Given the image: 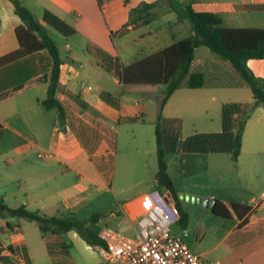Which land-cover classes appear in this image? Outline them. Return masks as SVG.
<instances>
[{
	"label": "crops",
	"instance_id": "crops-1",
	"mask_svg": "<svg viewBox=\"0 0 264 264\" xmlns=\"http://www.w3.org/2000/svg\"><path fill=\"white\" fill-rule=\"evenodd\" d=\"M20 1L58 45L55 96L64 119L43 104L53 65L45 49L0 66V198L47 215L99 214V230L107 226L133 236L142 196L170 191L157 187L154 177L164 85L124 84L116 60L126 66L159 51L189 36L191 25L169 0ZM171 1L217 12L225 26L264 27V0ZM20 24L11 1L0 0V56L18 48ZM246 64L264 80V58ZM191 71L203 73V86H180L160 118L180 213L172 234L206 263L264 264V103L255 104L232 64L206 46L195 48ZM246 115L235 159L234 138ZM120 143L128 146L121 149ZM212 200L230 216L214 214ZM231 203L250 211L239 218ZM7 217L0 218V264H77L67 248L78 239L97 252L99 263L97 244L76 231L43 235L37 225L40 238L28 240L21 224L26 219Z\"/></svg>",
	"mask_w": 264,
	"mask_h": 264
},
{
	"label": "trees",
	"instance_id": "trees-1",
	"mask_svg": "<svg viewBox=\"0 0 264 264\" xmlns=\"http://www.w3.org/2000/svg\"><path fill=\"white\" fill-rule=\"evenodd\" d=\"M10 1L15 13L21 19V24L15 29L19 46L0 56V66L34 51L45 49L50 54L53 65L48 78L47 96L43 104L46 108H56L58 118L63 123L64 110L55 96L61 64L58 45L26 5L20 0ZM169 2L181 17L189 21L191 34L126 66L120 64L117 58L115 71L124 84L164 85L155 123L158 170L154 177L157 187L169 188L174 198L175 191L166 170L160 133V118L164 104L183 84L190 88L203 86V73L191 71L194 51L198 46H206L221 59L228 60L251 88L255 104L264 103V80L256 77L246 64L248 59L264 58V27L225 26L217 12L195 11L190 4H180L177 1L174 3L171 0ZM246 118L247 115L241 119L235 134L232 152L235 159L240 151ZM231 209L239 218L250 211L249 206L238 203H231ZM212 211L221 217L230 216L229 209L219 200L215 201ZM7 216L35 221L43 235L61 234L74 230L89 245L100 243L99 227L96 224L99 214H93L85 219L71 218L69 212L47 215L40 210H29L23 205L10 207L0 198V218Z\"/></svg>",
	"mask_w": 264,
	"mask_h": 264
},
{
	"label": "built area",
	"instance_id": "built-area-1",
	"mask_svg": "<svg viewBox=\"0 0 264 264\" xmlns=\"http://www.w3.org/2000/svg\"><path fill=\"white\" fill-rule=\"evenodd\" d=\"M142 201L144 209L133 236L107 226L100 228L98 264H220L204 262L180 236L172 234L180 213L169 190L153 189Z\"/></svg>",
	"mask_w": 264,
	"mask_h": 264
},
{
	"label": "rangeland",
	"instance_id": "rangeland-1",
	"mask_svg": "<svg viewBox=\"0 0 264 264\" xmlns=\"http://www.w3.org/2000/svg\"><path fill=\"white\" fill-rule=\"evenodd\" d=\"M191 1H199V2H206V1H212V0H185V2H191ZM189 22V21H188ZM190 24V23H189ZM121 149L122 147H127L126 144L120 143ZM146 148V145L143 146ZM148 172H144V174ZM150 174V173H149ZM148 174V175H149ZM9 219H12V217H7ZM79 218V216H77ZM16 220V219H15ZM4 221H0V224H2ZM22 227L24 231L26 232V236L28 240L32 239L34 236H37L40 238V233L37 228V223L35 221H28V220H21ZM2 236L0 235V238ZM4 237H2L3 239ZM67 238V237H65ZM36 245V244H35ZM68 255L72 257L77 264H98V254L96 251H91L85 247V244L83 241H74L72 246H68L67 248Z\"/></svg>",
	"mask_w": 264,
	"mask_h": 264
},
{
	"label": "water",
	"instance_id": "water-1",
	"mask_svg": "<svg viewBox=\"0 0 264 264\" xmlns=\"http://www.w3.org/2000/svg\"><path fill=\"white\" fill-rule=\"evenodd\" d=\"M214 204H215V201H214V200H212V201L210 202V204H209V208H210V209H213V207H214Z\"/></svg>",
	"mask_w": 264,
	"mask_h": 264
}]
</instances>
